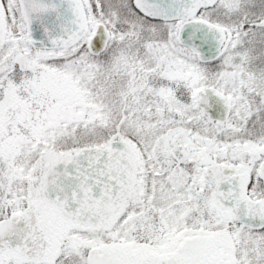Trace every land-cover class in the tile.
I'll list each match as a JSON object with an SVG mask.
<instances>
[{"label":"snow or ice","instance_id":"1","mask_svg":"<svg viewBox=\"0 0 264 264\" xmlns=\"http://www.w3.org/2000/svg\"><path fill=\"white\" fill-rule=\"evenodd\" d=\"M0 264H264V0H0Z\"/></svg>","mask_w":264,"mask_h":264}]
</instances>
